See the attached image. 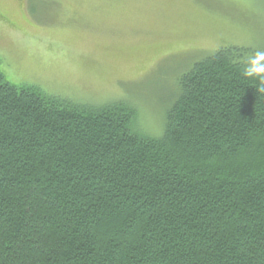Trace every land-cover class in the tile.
<instances>
[{"label": "trees", "instance_id": "16d2710c", "mask_svg": "<svg viewBox=\"0 0 264 264\" xmlns=\"http://www.w3.org/2000/svg\"><path fill=\"white\" fill-rule=\"evenodd\" d=\"M262 57L196 62L159 137L131 104L11 83L0 60V264H264Z\"/></svg>", "mask_w": 264, "mask_h": 264}, {"label": "rangeland", "instance_id": "374dc122", "mask_svg": "<svg viewBox=\"0 0 264 264\" xmlns=\"http://www.w3.org/2000/svg\"><path fill=\"white\" fill-rule=\"evenodd\" d=\"M223 46L264 50V0H0L11 83L76 103L124 101L151 137L180 78Z\"/></svg>", "mask_w": 264, "mask_h": 264}, {"label": "clouds", "instance_id": "9594fccd", "mask_svg": "<svg viewBox=\"0 0 264 264\" xmlns=\"http://www.w3.org/2000/svg\"><path fill=\"white\" fill-rule=\"evenodd\" d=\"M260 92H264V79H262V84L258 89Z\"/></svg>", "mask_w": 264, "mask_h": 264}, {"label": "snow or ice", "instance_id": "6c2138e0", "mask_svg": "<svg viewBox=\"0 0 264 264\" xmlns=\"http://www.w3.org/2000/svg\"><path fill=\"white\" fill-rule=\"evenodd\" d=\"M262 58H264V57H262Z\"/></svg>", "mask_w": 264, "mask_h": 264}]
</instances>
